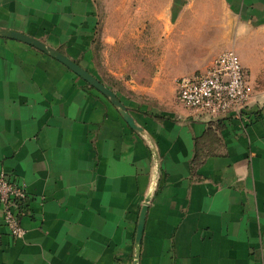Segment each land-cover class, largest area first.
Segmentation results:
<instances>
[{
  "label": "crops",
  "instance_id": "obj_1",
  "mask_svg": "<svg viewBox=\"0 0 264 264\" xmlns=\"http://www.w3.org/2000/svg\"><path fill=\"white\" fill-rule=\"evenodd\" d=\"M0 29L79 64L142 129L50 54L0 37V174L30 196L22 238L0 214V264H135L147 198L139 264H264V0H0ZM231 32L254 89L244 118L192 113L177 80L148 103L98 72V40H154L155 82L183 75L161 40Z\"/></svg>",
  "mask_w": 264,
  "mask_h": 264
},
{
  "label": "built area",
  "instance_id": "obj_2",
  "mask_svg": "<svg viewBox=\"0 0 264 264\" xmlns=\"http://www.w3.org/2000/svg\"><path fill=\"white\" fill-rule=\"evenodd\" d=\"M254 96L245 68L234 50L222 52L205 71L177 79V100L207 120L244 118ZM28 186L12 175L0 174V214L11 235L22 238V218L29 213Z\"/></svg>",
  "mask_w": 264,
  "mask_h": 264
},
{
  "label": "rangeland",
  "instance_id": "obj_3",
  "mask_svg": "<svg viewBox=\"0 0 264 264\" xmlns=\"http://www.w3.org/2000/svg\"><path fill=\"white\" fill-rule=\"evenodd\" d=\"M146 32L149 35L148 29ZM161 42L163 59L173 58V61H167L168 66L173 73L183 75L163 77L154 82V40H98L99 75L122 92H126L132 85H139L140 91L129 89L130 93L148 103H153L155 89L164 100H170L175 80L184 75L205 71L222 52L234 50L235 40L231 32L226 40H169L168 44L166 40ZM169 47L172 51H167ZM246 71L249 73L248 69ZM115 72L120 74L119 77L114 75ZM146 88L150 90L147 91Z\"/></svg>",
  "mask_w": 264,
  "mask_h": 264
},
{
  "label": "water",
  "instance_id": "obj_4",
  "mask_svg": "<svg viewBox=\"0 0 264 264\" xmlns=\"http://www.w3.org/2000/svg\"><path fill=\"white\" fill-rule=\"evenodd\" d=\"M0 37L23 41L29 45H32V46L42 50L43 52L50 54L51 56H53L54 58H56L57 60L62 62L64 65H66L68 68H70L80 78H82L85 82H87L90 86H92L93 88H95L96 90H98L99 92L104 94L107 98H109L110 101L119 109L122 116L124 117L126 122L131 126V128H133L136 131L142 130L141 128H138L134 119L129 114L127 108L119 100V98L115 94V92L112 91L107 86H105L100 80H98L95 76H93L86 69L82 68L79 64L70 60L69 58L62 55L61 53L48 48L43 43H41L35 39H32L28 36H25V35H22V34L13 32V31H7V30H1L0 29ZM153 156L155 159V163L157 165L158 160H157V155H156L154 148H153ZM149 203H150V198H147V200L145 201V204L143 206L141 217H140L137 239H136L135 264H139V260H140L141 242H142V237H143V232H144V227H145L146 216H147L148 209H149Z\"/></svg>",
  "mask_w": 264,
  "mask_h": 264
}]
</instances>
